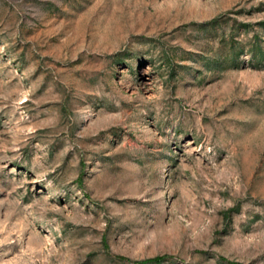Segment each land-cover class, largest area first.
I'll return each instance as SVG.
<instances>
[{
    "label": "rangeland",
    "instance_id": "1",
    "mask_svg": "<svg viewBox=\"0 0 264 264\" xmlns=\"http://www.w3.org/2000/svg\"><path fill=\"white\" fill-rule=\"evenodd\" d=\"M260 49L264 0H0V264H264Z\"/></svg>",
    "mask_w": 264,
    "mask_h": 264
},
{
    "label": "trees",
    "instance_id": "2",
    "mask_svg": "<svg viewBox=\"0 0 264 264\" xmlns=\"http://www.w3.org/2000/svg\"><path fill=\"white\" fill-rule=\"evenodd\" d=\"M243 51V48H238L237 50H234V46L231 47L229 54L225 56L226 59H229V65L237 67L240 64V60L239 57L241 55ZM258 59H262L264 57V52L260 49L257 53ZM168 257L166 256H162V255H157V256H153L150 258H145L142 259L140 261H137V263L139 264H159L161 262H163L165 259H167Z\"/></svg>",
    "mask_w": 264,
    "mask_h": 264
}]
</instances>
